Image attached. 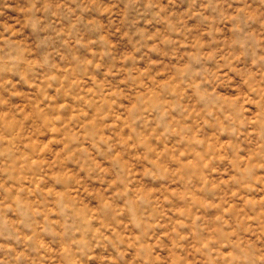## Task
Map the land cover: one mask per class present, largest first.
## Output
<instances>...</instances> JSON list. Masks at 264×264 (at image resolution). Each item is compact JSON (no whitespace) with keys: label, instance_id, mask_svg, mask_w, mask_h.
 <instances>
[{"label":"rangeland","instance_id":"obj_1","mask_svg":"<svg viewBox=\"0 0 264 264\" xmlns=\"http://www.w3.org/2000/svg\"><path fill=\"white\" fill-rule=\"evenodd\" d=\"M0 264H264V0H0Z\"/></svg>","mask_w":264,"mask_h":264}]
</instances>
